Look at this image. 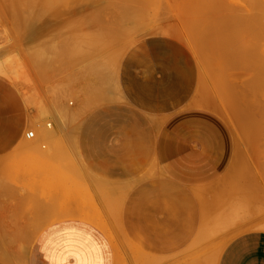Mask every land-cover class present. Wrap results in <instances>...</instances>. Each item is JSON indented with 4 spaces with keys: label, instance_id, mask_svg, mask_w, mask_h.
Instances as JSON below:
<instances>
[{
    "label": "rangeland",
    "instance_id": "1",
    "mask_svg": "<svg viewBox=\"0 0 264 264\" xmlns=\"http://www.w3.org/2000/svg\"><path fill=\"white\" fill-rule=\"evenodd\" d=\"M34 1L35 3H42L41 1L38 2L39 0ZM53 1L58 2L54 4ZM53 1L47 0L46 3L43 2L42 5H38L40 7L37 9V13L42 6V9L45 6L44 9L50 11L43 9L45 12H39L41 17H35L36 21L33 20L35 23L31 21L29 24L28 21L31 20L29 18V20L27 19L28 21H24L28 23L23 24L22 15L26 12L25 19L27 16L29 17L27 13H30V11L27 12L26 9L30 1L29 4L26 2L24 4L20 0L19 2L18 0H0V94L9 95V99H13L12 102L17 104L14 109L19 120L27 116L34 118V116L42 114L38 120L39 124L44 126L48 123L54 127L55 140L61 148L62 155L67 158V163L71 166V168H66L64 165L59 164L60 161L55 158L54 154L43 158L39 154L20 150L18 146L0 166V184L5 185L8 190L7 192L3 191V194L12 195L11 202L10 200L8 201V198H4L3 206L0 205L3 225H11V227L0 229V264H32L30 258L34 253H37L36 240L43 230L58 221H74L76 218L99 226L106 236L112 240L117 252L115 264H123L125 252L135 253L138 259L137 264L146 263L144 260L145 256L137 252L123 238L117 224V213L113 211L104 212L102 210L101 205L106 207L108 198H101L99 206L97 201L92 198L90 188L86 186V182L83 180V171L76 163L68 143H65L64 132L61 133L59 129H56L53 118L56 115V119H58V114L54 113L52 109H54L55 103H62L63 113L65 105L75 108L81 96L84 95L82 89L85 92L89 88L91 89V86H95L94 88L100 87L97 82L100 79L114 80L116 83L120 75L124 56L134 46L140 43H150L155 39H166L168 40L167 43L178 44L187 50L197 75L194 98L190 105L209 109L219 115L230 127L236 141L234 164L220 182L223 187L222 198H216L217 200L212 202V204H214L216 209L222 207V209L230 211L231 215H233L232 212L234 211H242V213H237L239 218L237 217L238 215L232 216L226 226L224 225L226 223L223 222L224 224L222 223V225L224 227L213 228L210 232H207L206 237L219 239L223 248L230 239L240 233L250 230H264V88H262L263 86L260 87L262 89L257 88L258 84L259 86L260 84L264 85V76L262 77L259 73H256L255 68L260 62V65L256 67H260V71L261 69L263 70L259 71L261 75L264 74L262 73L264 72V62L262 61L264 57V11L260 14L264 8V0H256L257 2L255 0H253L254 2L252 0H222V2L219 0H143V2L139 0L138 3L137 0H102L100 2L98 0ZM215 1L218 3H215ZM21 2L26 9L24 7L21 8ZM33 2L31 3V9L28 7V10H34L32 9L34 6ZM145 2L148 3L146 4ZM219 2L222 4L225 2L226 6L222 5L221 7V4L218 6ZM141 3L145 5L146 9L141 6ZM238 3L239 5L237 6ZM129 4H132V6ZM201 4L203 6L200 8ZM206 4L207 9L204 8ZM227 4H231V6ZM233 5L234 8L241 7L239 10L237 8V11L240 14L242 11V14H244L242 16L249 14L247 17L250 21L247 17L246 21H244L245 17L241 18L242 16L239 13L233 11ZM243 5L247 10L251 6V11H246ZM257 6L259 8L263 6L260 12H258L259 8L257 9ZM223 7L226 8L224 9L225 15L223 14ZM254 7H256L255 9H257L258 13L255 10L253 12ZM85 9L89 11H85ZM216 9L221 11L219 12ZM228 9L230 10L229 13L227 12ZM17 11H19V14ZM20 11L24 13L21 14ZM47 14L50 16H47ZM30 16L32 15L30 14ZM237 19H243L244 22L249 23H245V26L242 23L243 21L239 24ZM140 20L142 21L140 22ZM234 20H237V22ZM37 21L41 23L39 24L38 22L37 24ZM134 22L135 24H133ZM233 22L238 24L236 25V27H239L237 28L238 31L236 30L237 32L234 30L235 25ZM250 22H252V25ZM21 24H26V27L24 26L23 28ZM241 24L245 26V29ZM67 25L68 27H66ZM103 26L104 28H102ZM214 27L216 28L214 29ZM240 28H243V31ZM96 30L101 32L96 33ZM251 31L254 32V37H252ZM91 32H95L96 35ZM186 33L188 34L186 35ZM183 35L186 36L184 37ZM102 36L106 37V40ZM180 36H182V39ZM188 36L193 41H188L189 39H186ZM245 36L254 40L252 45V39H249L250 41L247 40L248 48L246 46L247 37ZM66 40L70 43L68 44ZM113 40L115 41L114 43H112ZM84 41L87 42L85 43ZM240 44L245 46L243 47ZM73 47L79 51L77 50V53H74L76 50L73 51ZM249 47L251 50H249ZM251 47L253 51L256 50V53L252 51ZM104 48H106V51ZM100 49H103V52ZM246 50L252 51L256 58L253 56L252 59V53L249 55L250 53ZM99 51L100 54H98ZM35 52L36 54L34 55ZM37 53L39 57L40 55L44 56L41 58L43 61L46 59V62L44 61L43 63L41 58L38 59ZM92 62L93 64L96 63L95 65L97 66L100 64L102 69L100 73L90 72L88 67L91 66ZM262 62L263 64H261ZM253 72L255 73L253 75L257 76L258 74L260 77H253ZM73 73L77 75L74 74L75 76H73ZM256 78L259 79V83L256 82ZM254 79L256 83H254ZM261 80L262 82H260ZM252 82L254 85L251 84ZM252 85L256 88L251 87ZM249 88H253L254 91L257 89L258 92L256 93L255 91L254 93L256 97L253 94L254 91ZM243 89L246 90L244 94H242V91L245 92ZM102 91H105L104 86ZM260 91L263 92L261 93ZM259 92L260 95L258 94ZM103 93L105 95L109 94V92ZM253 96L254 98L252 99ZM250 100L254 105L250 103ZM254 100L256 103H254ZM106 101L108 100L103 99L101 103ZM69 102L72 104L69 105ZM212 103L214 106L216 105L215 111L212 108L214 107ZM248 106H251V108H248ZM90 110L85 111L82 116L65 119L63 124L66 128L62 131L66 130L69 133V131L79 127ZM63 116L61 113L59 120H62ZM35 124L34 121L30 126L23 125V129L20 128L22 137L28 130L34 131ZM59 142H62V144H59ZM44 186L45 192L43 191ZM43 200L46 201L44 212L42 204H40ZM7 203L13 205V221L11 222H7L10 219L7 218L10 216L6 212ZM231 215L229 214L227 217L229 218ZM227 217L222 218V220ZM214 220H218V217ZM20 243L21 245L19 246ZM22 246L25 250L21 252Z\"/></svg>",
    "mask_w": 264,
    "mask_h": 264
},
{
    "label": "crops",
    "instance_id": "2",
    "mask_svg": "<svg viewBox=\"0 0 264 264\" xmlns=\"http://www.w3.org/2000/svg\"><path fill=\"white\" fill-rule=\"evenodd\" d=\"M167 42L134 46L122 60L117 84L98 80L100 87L82 89L76 107L64 104V118H53L56 129L64 132L92 198L98 206L108 198L102 210L117 213L123 238L145 256V264H264V230L240 233L223 248L219 239L206 237L231 215L212 202L222 198L220 182L234 164L236 141L219 115L190 105L196 69L183 46ZM12 101L0 94V166L18 146L43 158L54 154L59 164L71 168L54 127L39 124L42 114L19 120ZM88 109L79 127L62 131L65 119ZM34 121L33 137H22L23 125ZM6 188L0 184L1 206L4 198L11 202L12 195L3 194ZM40 204L44 212L46 201ZM7 206L11 222L13 205ZM1 215L0 229L11 227L3 225ZM36 250L32 264H115L117 259L114 244L99 226L80 218L46 227ZM137 260L135 253L123 255V264Z\"/></svg>",
    "mask_w": 264,
    "mask_h": 264
},
{
    "label": "bare ground",
    "instance_id": "3",
    "mask_svg": "<svg viewBox=\"0 0 264 264\" xmlns=\"http://www.w3.org/2000/svg\"><path fill=\"white\" fill-rule=\"evenodd\" d=\"M20 1H23L24 4H26V3L29 4V1H30L29 6L26 5V6H27V9H26V7L23 5V3L21 2V3H22V4H21V5H22L21 8L24 7V9H26L27 12L30 11V13L28 12L29 14L27 13V15H29V17L27 16L26 19H25V17H24L25 14H26V12L24 13V12H21V11H20L21 14L24 13V15H22V17H23L22 20H23V19H24V20H23V21L21 20V21L23 22V24H24V23H28V22H29V24H30L31 21H32V23H35L33 20H35V17L37 18V17L39 16V12H45L46 10H48V9L45 10V9H44L45 6H44V8H43V9L45 10V11H44V10L42 9V7H43V6H42V7H41L42 11H41V9L39 8V12L37 13V9H38V7H40V6H38V5H39V4L42 5L43 2L46 3L47 0H45V1H42V0H39V1H38V0H37L38 2L41 1L42 3H37V2L35 3V1L33 2V0H29V1H28V0H20ZM27 1H28V2H27ZM49 1H51V0H49ZM52 1H53V0H52ZM56 1H57V0H56ZM84 1H85V0H84ZM95 1H96V0H95ZM98 1L100 2V1H102V0H98ZM106 1H108V0H106ZM110 1H111V0H110ZM113 1H114V0H113ZM122 1H123V0H122ZM126 1H127V0H126ZM138 1H139V0H137V3H138ZM141 1L143 2V0H141ZM173 1H174V0H173ZM175 1H176V0H175ZM189 1H190V0H189ZM189 1H188V2H189ZM219 1L222 2V0H219ZM225 1H226V0H225ZM252 1H253V0H252ZM255 1H256V0H255ZM18 2H19V0H18ZM25 2H26V3H25ZM32 2H33V5H34V6H33L34 8L32 7V9H34V10H28V7H30V9H31V6H32L31 3H32ZM57 2H58V1H57ZM57 2H54V1H53L54 4H56ZM116 2L118 3V1H116ZM134 2H135V1H134ZM134 2H133V3H134ZM168 2H169V1H168ZM183 2H184V1H183ZM216 2H217V1H215V3H216ZM253 2H254V1H253ZM256 2H257V1H256ZM45 3H44V4H45ZM79 3H80V2H79ZM102 3H103V2H102ZM128 3H130V2H128ZM128 3H127V4H128ZM139 3H140V2H139ZM145 3H146V2H145ZM147 3H148V2H147ZM147 3H146V4H147ZM217 3H218V2H217ZM230 3H231V1H230ZM242 3H243V2H242ZM248 3H249V2H248ZM15 4H17V2H15ZM36 4H37V5H36ZM44 4H43V5H44ZM91 4H92V2H91ZM97 4H98V3H97ZM97 4H96V5H97ZM135 4H136V3H135ZM220 4H221V7H222V5H224V7L226 6V3H225V2H224V4H222V3L219 2L218 6H220ZM245 4H246V3H244V5H245ZM255 4H256V3H255ZM258 4H259V2H258ZM45 5H46V4H45ZM98 5H99V4H98ZM117 5H118V4H117ZM124 5H126V4H124ZM129 5L132 6V4H129ZM136 5H137V4H136ZM138 5H139V4H138ZM196 5H197V4H196ZM213 5L215 6L214 3H213ZM213 5H212V6H213ZM216 5H217V4H216ZM227 5L231 6V4H227ZM238 5H239V3L237 4V6H238ZM244 5H243V7H244V9H246V11H248V10L251 11V8H252V7H251L250 5H249L250 8L248 7V10H247V8L245 7V6H247V5H245V6H244ZM260 5H261V4H260ZM106 6H107V4H106ZM141 6H142V7L144 6V8H145V5L142 4V3H141ZM187 6H188V4H187ZM201 6H203V4H201L199 7L201 8ZM212 6H211V7H212ZM214 6H213V8H214ZM36 7H37V8H36ZM99 7H100V6H99ZM101 7H102V5H101ZM121 7H122V6H121ZM133 7H134V6H133ZM139 7H140V6H139ZM183 7H184V6H183ZM185 7H186V6H185ZM194 7H195V6H194ZM194 7H193V8H194ZM221 7H220V8H221ZM224 7L222 8V10L226 9V8H224ZM19 8H20V7H19ZM91 8H92V7H91ZM94 8H95V7H94ZM123 8H124V7H123ZM180 8H181V7H180ZM204 8L207 9V4H206V7H204ZM213 8H212V9H213ZM227 8H228V7H227ZM231 8H232V7H231ZM231 8H229V9L231 10ZM237 8H238V10L241 9V7H240V8L237 7ZM237 8H234V5H233V8H232V9H234L233 11L239 13V11H237ZM255 8H256V7H254L253 12H254V10H255V12H257L256 10L259 8V6H257V9H255ZM262 8H263V6H262L261 8H259V11H258V12H260V9H262ZM15 9H16V8H15ZM89 9H90V8H89ZM121 9H122V8H121ZM133 9H134V8H133ZM145 9H146V8H145ZM181 9H182V8H181ZM229 9L227 10L228 13L230 12ZM263 9H264V8H263ZM263 9H262V11L260 12V14L263 13V11H264ZM12 10H13V9H12ZM20 10H21V9H20ZM86 10H88V9H85V11H86ZM139 10H140V8H139ZM189 10H190V8H189ZM200 10H202V9H200ZM209 10H210V9H209ZM213 10H214V9H213ZM216 10H219V12L221 11L220 9H216ZM14 11H15V10H14ZM23 11H25V10H23ZM49 11H50V10H48V12H49ZM88 11H89V10H88ZM192 11H193V10H192ZM197 11H198V10H197ZM214 11H215V10H214ZM233 11H232V13H233ZM246 11H244V12H246ZM250 11H249V13H250ZM17 12H18V14H19V11H17ZM134 12H135V11H134ZM136 12H138V11H136ZM139 12H140V11H139ZM141 12H142V10H141ZM141 12H140V13H141ZM189 12H191V11H189ZM235 12H234V13H235ZM258 12H257V13H258ZM13 13H14V12H13ZM15 13H16V12H15ZM32 13H33V14H32ZM87 13H88V12H87ZM193 13H194V11H193ZM216 13H218V12H216ZM224 13H225V10H224L223 14H224ZM232 13H231V14H232ZM257 13H256V14H257ZM30 14H31L32 16H30ZM37 14H38V15H37ZM88 14H89V13H88ZM223 14H222V17H223ZM239 14H240V13H239ZM246 14H248V13L246 12ZM252 14H253V13H252ZM44 15H45V14H44ZM48 15H49V14H47V16H48ZM60 15H61V14H60ZM78 15H79V14H78ZM84 15H85V13H84ZM94 15H95V14H94ZM96 15H97V14H96ZM140 15H141V14H140ZM217 15H218V14H217ZM217 15H216V16H217ZM224 15H225V14H224ZM240 15H241V16L244 15V14H242V11H241V14H240ZM248 15H249V14H248ZM248 15H247V16H248ZM49 16H50V15H49ZM58 16H59V15H58ZM81 16H82V15H81ZM92 16H93V15H92ZM103 16H105V15H103ZM227 16H228V18H229V14H228ZM232 16H233V15H232ZM234 16H235V14H234ZM247 16H242L241 18L245 17V20H244V21H246V19L248 18ZM39 17H41V14H40ZM42 17H43V13H42ZM45 17H46V16H45ZM98 17H99V16H98ZM145 17H146V16H145ZM225 17H226V16H225ZM236 17L238 18V16H236ZM246 17H247V18H246ZM249 17H250V16H249ZM256 17H257V16H256ZM29 18L31 19L30 21H28ZM85 18H86V17H85ZM127 18H128V17H127ZM226 18H227V17H226ZM241 18H239V19H241ZM27 19H28V20H27ZM45 19H46V18H45ZM141 19H143V18L141 17ZM223 19H224V18H223ZM239 19H237V20H238V23L240 24V23L243 21V19H242V20H239ZM257 19H258V18H257ZM25 20H27L28 22H24ZM48 20H49V19H48ZM138 20H139V19H138ZM224 20H225V19H224ZM237 20H236V21L234 20V21L237 22ZM248 20H249V18H248ZM258 20H259V19H258ZM35 21H36V20H35ZM40 21H41V20H40ZM90 21H91V20H90ZM130 21H131V20H130ZM141 21H142V20H140V22H141ZM239 21H240V22H239ZM244 21L242 22V23H244L243 25H245V23H246V24L249 23V22H244ZM249 21H250V20H249ZM251 21H252V20H251ZM38 22H39V21H37L36 23L38 24ZM45 22H46V21H45ZM91 22H92V21H91ZM96 22H97V21H96ZM132 22H133V21H132ZM228 22H229V20H228ZM235 22H233V24H234ZM255 22H256V21H255ZM40 23H41V22H39V24H40ZM138 23H139V22H138ZM142 23H143V22H142ZM224 23H225V22H224ZM250 23H251V25H252V22H250ZM257 23H258V22H257ZM262 23H263V22H262ZM23 24H21V25L23 26V28H24V26L26 27V24H25V25H23ZM98 24H100V23H98ZM105 24H106V23H105ZM125 24H126V23H125ZM125 24H124V25H125ZM133 24H135V22H134ZM136 24H137V23H136ZM231 24H232V23H231ZM63 25H64V24H63ZM65 25H66V24H65ZM107 25H109V24H107ZM215 25H216V24H215ZM225 25H226V24H225ZM228 25H230V24H228ZM234 25H235V29H234V30H235V31H236V30L238 31L237 28H239V27H238V26L236 27V25H238V24H234ZM241 25H242V24H241ZM241 25H240V26H241ZM243 25H242V26H243ZM251 25H249V26H251ZM254 25H255V24H254ZM254 25H253V28H254ZM261 25H262V24H261ZM37 26H38V25H37ZM242 26H241V27H242ZM245 26H246V25H245ZM245 26H243V28H244ZM249 26H248V27H249ZM66 27H68V25H67ZM66 27H64V28H66ZM81 27H82V26H81ZM99 27H100V26H99ZM105 27H108V26H105ZM114 27H117V26H114ZM211 27H212V26H211ZM224 27H226V26H224ZM258 27H259V26H258ZM261 27H262V26H261ZM0 28H1V27H0ZM28 28H29V26H28ZM31 28H32V27H31ZM39 28H40V27H39ZM95 28H97V27H95ZM102 28H104V26H103ZM215 28H216V27H214V29H215ZM217 28H218V27H217ZM243 28H240V29L243 31ZM255 28H256V27H255ZM259 28H260V27H259ZM262 28H263V27H262ZM136 29H138V28H136ZM218 29H219V28H218ZM227 29H228V28H227ZM240 29H239V31L241 32ZM244 29H245V28H244ZM256 29H257V28H256ZM69 30H70V29H69ZM98 30H99V28H98ZM248 30H249V29H248ZM248 30H247V33H248ZM251 30H252V28H251ZM263 30H264V28H263ZM263 30H261V31L263 32ZM28 31H29V30H28ZM33 31H35V30H33ZM96 31H97V30H96ZM214 31H215V30H214ZM237 31H236V32H237ZM252 31H253V30H252ZM252 31H251V32H252ZM58 32H59V30H58ZM62 32H63V31H62ZM67 32H68V31H67ZM98 32H101V31H97L96 33H98ZM217 32H218V31H217ZM231 32H232V31H231ZM240 32H239V33H240ZM245 32H246V31H245ZM249 32H250V31H249ZM254 32H255V30H254ZM254 32L251 33L252 37H254V35H255V34L253 35ZM257 32H258V31H257ZM59 33H60V32H59ZM63 33H64V32H63ZM63 33H62V35H63ZM68 33H69V32H68ZM78 33H79V32H78ZM78 33H77V34H78ZM91 33H95V32H91ZM96 33H95V35H96ZM108 33H109V32H108ZM182 33H183V32H182ZM239 33H238V34H239ZM243 33H244V32H243ZM243 33H242V34H243ZM247 33H246V34H247ZM72 34H73V33H72ZM85 34H87V33L85 32ZM101 34H102V33H101ZM187 34H188V33H186V35H187ZM218 34H219V33H218ZM229 34H230V33H229ZM233 34H234V33H233ZM236 34H237V33H236ZM244 34H245V33H244ZM64 35H65V33H64ZM69 35H70V34H69ZM181 35H182V34H181ZM186 35H183V36L185 37ZM230 35H231V34H230ZM249 35H250V34H249ZM251 35H250V36H251ZM259 35H260V34H259ZM66 36H67V34H66ZM72 36H75V35H72ZM79 36H80V35H79ZM86 36H87V35H86ZM92 36H93V34H92ZM100 36H101V35H100ZM177 36H178V35H177ZM234 36H235V35H234ZM237 36H238V35H237ZM257 36H258V35H257ZM261 36H262V35H261ZM88 37H89V34H88ZM102 37H103V36H102ZM180 37H181V39H182V36H180ZM189 37H190V36H188V38L186 37V39H189L188 41H193V40H191V38H189ZM245 37H247V36H245ZM99 38H100V37H99ZM103 38H105V40H106V37H103ZM125 38H126V37H125ZM125 38H124V39H125ZM192 38H193V37H192ZM71 39H72V38H71ZM71 39H69V40H71ZM84 39H85V38H84ZM235 39H236V38H235ZM241 39H242V38H241ZM249 39H252V40H251L252 43L250 42L251 45H252L253 42H254V40H253V38H251V37H250ZM249 39H248V37H247V39H246V46H247V48H248V46H249V45H247V42H248L247 40H249ZM255 39H256V38H255ZM262 39H263V38H262ZM44 40H45V39H44ZM74 40H75V39H74ZM184 40H185V38H184ZM200 40H201V39H200ZM239 40H240V39H239ZM66 41H67V43H68V40H66ZM119 41H120V40H119ZM249 41H250V40H249ZM84 42L86 43L87 41H84ZM114 42H115V41L113 40L112 43H114ZM117 42H118V41H117ZM260 42H261V41H260ZM260 42H257V43H260ZM69 43H70V42H69ZM69 43H68V44H69ZM189 43H192V42H189ZM193 43H194V42H193ZM225 43H226V42H225ZM225 43H224V44H225ZM255 43H256V42H255ZM263 43H264V40H263ZM94 44H95V43H94ZM102 44H103V43H102ZM102 44H101V45H102ZM109 44H110V43H109ZM261 44H262V43H261ZM66 45H67V44H66ZM79 45H80V43H79ZM83 45H84V44H83ZM101 45H100V47H101ZM229 45H230V44H229ZM240 45H242V44H240ZM263 45H264V44H263ZM263 45H262V46H263ZM67 46H68V45H67ZM89 46H90V45H89ZM91 46H92V45H91ZM103 46H104V45H103ZM217 46H218V45H217ZM222 46H223V45H222ZM238 46H239V45H238ZM242 46L244 47L245 45H242ZM253 46H254V45H253ZM253 46H252V47H253ZM262 46H261V47H262ZM27 47H28V46H27ZM86 47H87V46H86ZM93 47L95 48V46H93ZM113 47H114V46H113ZM225 47L227 48V46H225ZM228 47H229V46H228ZM252 47H251V48H252ZM256 47H257V44H256ZM263 47H264V46H263ZM69 48H70V47H69ZM73 48H74V47H73ZM73 48H72V49H73ZM77 48H78V46H77ZM87 48H88V47H87ZM226 48H225V49H226ZM247 48L245 47V49H247ZM254 48H255V46H254ZM78 49H80V48H78ZM78 49H75V48H74L73 51L76 50V52H74V53H77V50H78ZM83 49H84V46H83ZM104 49H105V51H106V48H104ZM109 49H111V48L109 47ZM109 49L107 48V50H109ZM237 49H238V48H237ZM263 49H264V48H263ZM100 50H102L101 52H103V49H100ZM249 50H251L250 47H249ZM249 50H248V51L246 50V51L249 52ZM254 50H255V49H254ZM78 51H79V50H78ZM94 51H95V50H94ZM226 51H228V49H226ZM252 51H253V48H252ZM252 51L249 52V53H250L249 55H251ZM31 52H32V51H31ZM217 52H218V51H217ZM253 52L256 53V50L253 51ZM259 52H260V49H259ZM263 52H264V51H263ZM81 53H82V52H81ZM235 53H236V51H235ZM257 53H258V51H257ZM29 54H30V53H29ZM35 54H36V52L34 53V55H35ZM37 54H38V53H37ZM85 54L88 55L87 53H85ZM98 54H100V51H99ZM218 54H219V53H218ZM116 55H117V54H116ZM116 55H115V56H116ZM37 56H38V59H40L41 57H42V58L44 57V56H41V55H40V57H39V54H38ZM79 56H80V55H79ZM89 56H90V55H89ZM94 56H95V55H94ZM117 56H118V55H117ZM253 56H255V55H253V53H252V57H251L252 59H253ZM45 57H46V56H45ZM47 57H48V56H47ZM74 57H75V56H74ZM83 57H84V56H83ZM249 57H250V56H249ZM258 57H259V56H258ZM258 57H257V59H258ZM262 57H263V53H262ZM42 58H41V60H42ZM75 58H76V57H75ZM94 58H95V57H94ZM96 58H97V57H96ZM114 58H116V57H114ZM114 58H113V60H114ZM255 58H256V56H255ZM255 58H254V59H255ZM259 58H260V57H259ZM35 59H36V58H35ZM35 59H34V60H35ZM50 59H51V58H50ZM257 59H256V60H257ZM47 60H48V59H47ZM256 60H255V61H256ZM260 60H261V59H260ZM36 61L38 62L37 59H36ZM39 61H40V60H39ZM42 61H43V60H42ZM42 61H41V63H42ZM44 61L46 62V59H45ZM44 61H43V63H44ZM76 61H77V60H76ZM237 61H238V60H237ZM248 61H249V58H248ZM255 61H254V62H255ZM262 61L264 62V57H263V60H262ZM242 62H243V61H242ZM257 62H259V60H257ZM263 62H262L261 64H263ZM38 63H40V62H38ZM43 63H42V64H43ZM97 63H98V62H97ZM99 63H100V62H99ZM95 64H96V63H95ZM95 64H93V62H92L91 66L88 67L89 70H90V72H92V73L99 72V73H100L101 70H102V69L100 68V64H99L98 66L95 65ZM101 64H102V63H101ZM238 64H239V63H238ZM242 64H244V63H242ZM252 64H253V63H252ZM256 64H257V63H256ZM114 65H115V63H114ZM258 65H260V62H259ZM258 65H256V66H258ZM251 66H252V65H251ZM256 66H255V68H256V73H259L260 76L263 77L264 74L261 75V73H260V72L263 71V70L261 69V71H260V70H259L260 67L257 68ZM261 66H262V65H261ZM101 67H103V65H101ZM111 67L113 68L112 65H111ZM115 68H116V67H115ZM255 68H254V69H255ZM261 68H262V67H261ZM232 69H234V68H232ZM243 69H244V68H243ZM257 69H258V72H257ZM85 70H86V69H85ZM235 70H236V69H235ZM252 70H253V69H252ZM77 71H78V70H77ZM259 71H260V72H259ZM250 72H251V71H250ZM113 73H115V72H113ZM262 73H264V72H262ZM74 74H76V73H73V76H75ZM78 74H79V73H78ZM253 74H255V73L253 72L252 75H253ZM76 75H77V74H76ZM88 75H89V74H88ZM245 75H246V74H245ZM254 76H255V75H253V77H254ZM260 76H258V74H257V76H255V77H260ZM93 78H94V77H93ZM263 78H264V77H263ZM263 78H262V79H263ZM82 79H83V78H82ZM229 79H230V78H229ZM100 80H103V79H100ZM256 80H257L256 82L259 83V79L256 78ZM263 80H264V79H263ZM245 81H246V80H245ZM248 81H249V80H248ZM248 81H247V82H248ZM251 81H252V80H251ZM253 81H254V83H256V82H255V79H254ZM247 82H246V83H247ZM260 82H262V80H261ZM254 83L252 82L251 84L254 85ZM258 83H257V84H258ZM253 85H252L251 87H253ZM69 86H70V85H69ZM258 86H259V84L257 85V88H258V89H262V88H264V85H261V84H260V86H259V87H258ZM261 86H263V87L260 88ZM246 87H247V85H246ZM253 88H256V87H253ZM253 88H251V89L253 90ZM249 89H250V88H249ZM251 89H250V90H251ZM63 90H65V89H63ZM243 90H245V89H243ZM56 91H57V89H56ZM59 91H62V90H59ZM253 91H254V90H253ZM255 91H256V93L258 92L257 89H256ZM255 91L253 92V94L255 93ZM64 92H65V91H64ZM83 92H84V91H83ZM85 92H86V91H85ZM94 92H95V91H94ZM242 92H243V93H242ZM242 92L240 91V93L244 94V93H246V90H245V92H244V91H242ZM260 92L262 93L263 91H260ZM260 92L258 93L259 95H260ZM91 93H92V92H91ZM247 93H248V92H247ZM77 94H79V93H77ZM84 94H85V93H84ZM247 95H248V94H247ZM251 95H252V94H251ZM263 95H264V94H263ZM51 96H52V95H51ZM67 96H68V94H67ZM237 96H240V95H237ZM245 96H246V95H245ZM254 96H255V94H254ZM254 96L252 97V99L254 98ZM261 96H262V95H261ZM54 97H55V96H54ZM63 97H64V96H63ZM65 97H66V96H65ZM81 97H82V96H81ZM86 97H87V96H86ZM240 97H241V96H240ZM255 97H256V96H255ZM259 97H260V96H259ZM52 98H53V97H52ZM67 98H68V97H67ZM260 98H261V97H260ZM252 99H251V100H252ZM263 99H264V98H263ZM248 100H249V98H248ZM251 100H250V101H251ZM255 100H256V99H255ZM255 100H254V101H255ZM50 101H51V100H50ZM61 101H62V100H61ZM209 101L211 102V100H209ZM209 101H208V102H209ZM261 101H262V100H261ZM71 102H72V101H71ZM208 102H207V104H208ZM210 102H209V104H210ZM48 103H49V101H48ZM69 103H70V102H69ZM250 103L252 104V101H251ZM254 103H256V101H255ZM52 104H53V103H52ZM70 104H71V103H70ZM209 104H208V105H209ZM212 104H213V103H212ZM257 104H258V106H259V103H258V102H257ZM257 104H256V105H257ZM252 105H254V104H252ZM51 106H52V105H51ZM213 106H214V104H213ZM215 106H216V105H215ZM215 106L212 107V108L214 109V111H215V109H216ZM261 106H262V105H261ZM208 107L211 108L210 106H208ZM252 107H253V106H252ZM61 108H62V103H61V104H56V103H55V107H54L53 110H54V113L58 114V119L60 118V114H61V113H62V115H64V113L62 112V111H63V108H62V109H61ZM248 108H251V106H250V107L248 106ZM259 108H260V107H259ZM252 109H253V108H252ZM252 109H251V110H252ZM257 109H258V108H257ZM260 109H261V108H260ZM217 110H218V109H217ZM219 111H220V110H219ZM258 113H259V111H258ZM63 118H64V116H63ZM57 121H59V120H57ZM47 125H49V124L47 123ZM49 131H50V130H49ZM32 137H33V136H32ZM51 137H53V136H51ZM54 138H55V137H54ZM44 139H46V138H44ZM52 139H53V138H52ZM52 139H51V141H52ZM53 140H54V139H53ZM44 141H45V140H44ZM53 143H54V142H53ZM54 145H55V144H54ZM51 152H52V151H51ZM44 155H45V154H44ZM50 158H51V157H50ZM253 170H254V169H253ZM241 171H242V170H241ZM246 174H247V173H246ZM237 175H238V174H237ZM254 177H255V176H254ZM255 178H256V177H255ZM251 183H252V182H251ZM238 191H239V190H238ZM250 191H251V190H250ZM250 191H248V192H250ZM200 196H201V195H200ZM231 196H232V195H231ZM118 198H119V197H118ZM118 198H117V199H118ZM118 200H119V199H118ZM201 200L203 201V197H202ZM203 202H204V201H203ZM236 203H237V202H236ZM114 205H115V204H114ZM106 206H108V204H107ZM110 206H111V205H110ZM116 207H117V206H116ZM114 209H115V208H114ZM116 209H117V208H116ZM222 210H224V208H223ZM229 210H230V209H229ZM231 210H232V209H231ZM233 211H234V209H233ZM113 212H115V211H113ZM220 212H221V211H220ZM234 212H237V211H234ZM234 212H232L233 215H231V217L229 216L230 219L232 218V216L236 215V214H234ZM208 213H209V212H208ZM217 213H218V212H217ZM222 213H223V212H222ZM229 213H230V212H229ZM237 213H238V212H237ZM224 214L226 215L227 213H225V211H224L223 215H224ZM239 214H241V212H240ZM207 215H208V214H207ZM219 215H220V214H219ZM219 215H218V217H224V216H222V214H221V216H219ZM242 215H243V214H242ZM227 216H228V215H227ZM227 216H226V217H227ZM240 216H241V215H240ZM114 217H115V216H114ZM116 217H118V216H116ZM237 217L239 218V215H238ZM224 218H225V217H224ZM227 218H228V217H227ZM227 218H226V220L224 221V223H226V224L223 223L225 226L228 224V221H230V219H229V218L227 219ZM220 220H221V219H220ZM222 221H223V220H222ZM222 221H221V222H222ZM226 221H227V222H226ZM118 222H119V221H117V223H118ZM218 223H220V221H219ZM221 224H222V223H221ZM215 225H216V224H215ZM219 226H220V225H219ZM222 226H223V225H222ZM102 227H103V226H102ZM223 227H224V226H223ZM261 229H262V228H261ZM204 236H205V235H204ZM111 241H112V240H111ZM129 243H130V242H129Z\"/></svg>",
    "mask_w": 264,
    "mask_h": 264
},
{
    "label": "built area",
    "instance_id": "4",
    "mask_svg": "<svg viewBox=\"0 0 264 264\" xmlns=\"http://www.w3.org/2000/svg\"><path fill=\"white\" fill-rule=\"evenodd\" d=\"M32 136H33V131L32 130H30V131L25 133V137L28 138V139L32 138Z\"/></svg>",
    "mask_w": 264,
    "mask_h": 264
}]
</instances>
